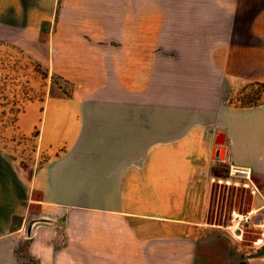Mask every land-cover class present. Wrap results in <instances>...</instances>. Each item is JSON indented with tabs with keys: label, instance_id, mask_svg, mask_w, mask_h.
I'll return each instance as SVG.
<instances>
[{
	"label": "crops",
	"instance_id": "1",
	"mask_svg": "<svg viewBox=\"0 0 264 264\" xmlns=\"http://www.w3.org/2000/svg\"><path fill=\"white\" fill-rule=\"evenodd\" d=\"M15 29L50 82L12 123L33 153L0 149V264L24 234L46 264H264V0H0Z\"/></svg>",
	"mask_w": 264,
	"mask_h": 264
},
{
	"label": "rangeland",
	"instance_id": "2",
	"mask_svg": "<svg viewBox=\"0 0 264 264\" xmlns=\"http://www.w3.org/2000/svg\"><path fill=\"white\" fill-rule=\"evenodd\" d=\"M18 33L17 29L13 33L11 31H1L0 36L11 38ZM49 76L47 68L43 61L35 59L33 53H30L26 44L16 46L6 40L0 39V106L6 107L0 111V149H4L9 153L20 157L21 159L32 154L34 151V143L27 141L15 142V131L12 123L17 119V110L14 105L17 103H29L34 99H44L49 93ZM65 81L59 77L53 76V83L60 84ZM7 121V123H2ZM7 126V127H6ZM9 126V127H8ZM13 138V139H12ZM20 144V145H19ZM229 207V206H228ZM222 219V218H219ZM23 238H16L15 244L18 251L15 252L13 258L17 264H46L38 256L31 254L28 249L30 243L26 234ZM7 254V253H5ZM12 254V253H11ZM59 254V252L54 253ZM72 254V253H71ZM86 253H84L85 255ZM90 255V253H88ZM96 260L85 259L82 264H166L161 262L144 263L136 261H111L103 260L95 253ZM6 263V261H5ZM78 263L79 262H70Z\"/></svg>",
	"mask_w": 264,
	"mask_h": 264
},
{
	"label": "built area",
	"instance_id": "3",
	"mask_svg": "<svg viewBox=\"0 0 264 264\" xmlns=\"http://www.w3.org/2000/svg\"><path fill=\"white\" fill-rule=\"evenodd\" d=\"M19 105H21V104L17 103L16 105H14V108H18V110H19L20 109ZM230 222L239 231L246 230L247 226L252 224V220H251L249 214L244 213V212H240V211L232 214V217H230Z\"/></svg>",
	"mask_w": 264,
	"mask_h": 264
},
{
	"label": "water",
	"instance_id": "4",
	"mask_svg": "<svg viewBox=\"0 0 264 264\" xmlns=\"http://www.w3.org/2000/svg\"><path fill=\"white\" fill-rule=\"evenodd\" d=\"M218 150H219V154H221V151H223V150H224V147H223V146H221V147H219V148H218Z\"/></svg>",
	"mask_w": 264,
	"mask_h": 264
}]
</instances>
